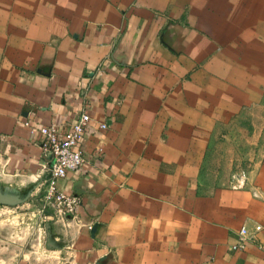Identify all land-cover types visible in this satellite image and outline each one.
<instances>
[{"label": "crops", "instance_id": "obj_1", "mask_svg": "<svg viewBox=\"0 0 264 264\" xmlns=\"http://www.w3.org/2000/svg\"><path fill=\"white\" fill-rule=\"evenodd\" d=\"M0 264H264V0H0Z\"/></svg>", "mask_w": 264, "mask_h": 264}, {"label": "built area", "instance_id": "obj_2", "mask_svg": "<svg viewBox=\"0 0 264 264\" xmlns=\"http://www.w3.org/2000/svg\"><path fill=\"white\" fill-rule=\"evenodd\" d=\"M91 122L92 119L88 111L84 110L69 126L30 127L31 133H37L41 137V147L49 159L48 177L42 182L44 192L42 205L39 209L41 213L47 211L48 206L46 204L50 205L60 218L75 213L79 204L78 200L60 191L57 184L65 179L69 172L77 171L81 167L83 163L81 147ZM25 125L29 126L28 123ZM98 127L106 129L107 125L104 122L98 124ZM244 234V228H240L238 247H241V243L244 241Z\"/></svg>", "mask_w": 264, "mask_h": 264}]
</instances>
